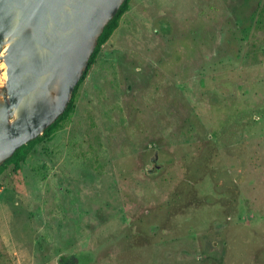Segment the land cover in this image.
I'll return each mask as SVG.
<instances>
[{
	"label": "rangeland",
	"instance_id": "1",
	"mask_svg": "<svg viewBox=\"0 0 264 264\" xmlns=\"http://www.w3.org/2000/svg\"><path fill=\"white\" fill-rule=\"evenodd\" d=\"M263 4L131 0L63 128L0 176V264H264Z\"/></svg>",
	"mask_w": 264,
	"mask_h": 264
},
{
	"label": "water",
	"instance_id": "2",
	"mask_svg": "<svg viewBox=\"0 0 264 264\" xmlns=\"http://www.w3.org/2000/svg\"><path fill=\"white\" fill-rule=\"evenodd\" d=\"M126 0H0V167L67 110Z\"/></svg>",
	"mask_w": 264,
	"mask_h": 264
},
{
	"label": "trees",
	"instance_id": "3",
	"mask_svg": "<svg viewBox=\"0 0 264 264\" xmlns=\"http://www.w3.org/2000/svg\"><path fill=\"white\" fill-rule=\"evenodd\" d=\"M251 1L253 0H245V3H248ZM130 3H131V0H126L124 4L121 6L115 18L106 26L102 36L99 39L98 46L90 59L88 69L74 90L72 100L66 112L53 125H51L44 132L43 135L29 142L27 145H24L21 148H19L15 152V154L0 167V176L4 173L6 168L11 165L16 168H20L21 164L25 162L28 155L33 151L34 147L37 144L41 143L43 140H50L58 130L63 128L64 122L69 119V117L72 115V113L76 109V97H77V93L79 91L80 86L86 80L88 73L90 69L92 68V66L96 63L102 47L112 38L116 30L119 28L121 19L130 9ZM256 24L259 28L264 27V4L261 8V13L259 15V19L257 20ZM203 148L204 149H203L202 156L199 159V163H197L198 165L202 166L203 168L202 171H204L206 163L211 156L210 153L213 151V145L211 143H207L205 147ZM189 188H190L189 190H193V186H189ZM181 200L183 201L181 194L179 196V192L175 191L172 199L169 202H166L163 205L158 206L157 211L153 210L152 214H149V213L145 214L139 217L137 220H135L133 223V226L136 225V228H137L136 231H134V233H131L130 236L127 235V244H128L127 254L136 255L137 253L136 248L139 245L142 246V243L143 244L150 243V245H153L154 241L151 239V235H149L150 232L148 230V227H151V225L155 223L156 229H158V231H161L162 229H164L169 216L172 215L173 213L176 214L180 212V209H182L184 205L186 206L184 202H183L184 205L182 204ZM64 259L69 260V258L67 259L66 257H64Z\"/></svg>",
	"mask_w": 264,
	"mask_h": 264
}]
</instances>
